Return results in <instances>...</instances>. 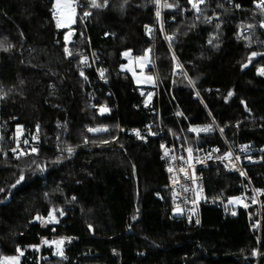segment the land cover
Masks as SVG:
<instances>
[{
    "label": "trees",
    "instance_id": "trees-1",
    "mask_svg": "<svg viewBox=\"0 0 264 264\" xmlns=\"http://www.w3.org/2000/svg\"><path fill=\"white\" fill-rule=\"evenodd\" d=\"M54 1L0 0V259L264 264L260 1L204 0L195 12L188 0H164L161 28L152 12L155 0H95L99 6L82 0L69 40L67 29L56 23ZM245 26L240 36L237 31ZM163 33L172 35L169 45ZM82 50L98 56L106 84L93 66L80 62ZM124 52L150 56L144 73L157 82L159 93L147 102L152 84H136L122 68ZM194 89L200 99L192 98ZM154 109L178 135L186 121L200 124L211 116L228 126L230 139L248 143L261 157L248 171L261 204L259 239L240 210L228 216L203 206L198 224L172 214L161 137L142 132L135 138L127 128L155 121ZM17 126L30 141L34 133L39 137L11 151L9 135ZM206 186L209 193L238 192L235 175L213 169ZM41 217L53 220L43 225ZM56 238L61 239L57 250L49 244Z\"/></svg>",
    "mask_w": 264,
    "mask_h": 264
},
{
    "label": "built area",
    "instance_id": "built-area-1",
    "mask_svg": "<svg viewBox=\"0 0 264 264\" xmlns=\"http://www.w3.org/2000/svg\"><path fill=\"white\" fill-rule=\"evenodd\" d=\"M90 1V0H85ZM204 2V0H203ZM202 2V3H203ZM200 0H188L191 11L199 12L203 9ZM196 5L195 7L193 5ZM258 6L264 9V2H259ZM82 7V0H73L75 12ZM155 22L163 28V18L166 12L164 0H155L153 6ZM159 13V15H157ZM86 13L83 12L82 15ZM208 17L207 20H210ZM247 30V26L240 27L237 33L241 36ZM151 29H148V33ZM79 38L83 33L78 34ZM163 38L169 45L173 37L163 33ZM67 49V52L65 51ZM64 52L70 53V46H64ZM80 62L86 67L93 66L97 73L98 81L106 84L103 66L99 58L90 50L86 54L84 50L79 52ZM264 66H261V70ZM152 93L158 94L159 88L156 81L151 86ZM192 98L200 99L199 93L194 89ZM156 120L146 122L141 126L127 127L135 138H139L142 132H147L161 137L160 159L164 165L166 186L169 190V208L173 215L184 219L188 223L198 224L203 206L216 207L228 216H234L240 210L246 214L249 230L257 235L262 224V211L259 195L250 176L249 169L261 161V157L250 149L248 143L241 142L233 137L230 139L227 125H219L213 117L200 124L185 122V127L178 135L170 125L163 124L159 109H154ZM180 116H183L180 114ZM18 127L20 130L18 131ZM238 130V125H234ZM125 127L118 126L117 130ZM207 129V130H204ZM138 133V134H137ZM35 142L39 135H32ZM216 137L217 142H210L209 138ZM24 137L21 126H17L13 133L9 135L11 151L20 150L33 145ZM216 170V174L231 173L237 177L238 192L233 196H228L223 192L209 193L206 186L207 172Z\"/></svg>",
    "mask_w": 264,
    "mask_h": 264
},
{
    "label": "rangeland",
    "instance_id": "rangeland-1",
    "mask_svg": "<svg viewBox=\"0 0 264 264\" xmlns=\"http://www.w3.org/2000/svg\"><path fill=\"white\" fill-rule=\"evenodd\" d=\"M260 2H264V0H259ZM72 5V4H71ZM67 4V2L62 0L54 1V13L56 17V23L59 24L60 27L66 28L67 31L65 33L66 40H69L71 34V27L75 22V11L73 6ZM70 6V7H69ZM123 57L125 58V63L122 66L123 69L127 70L134 78L136 84L138 86H146L153 83L152 77L149 74L144 73V69L151 64L149 54H145L142 57H133L129 52H124ZM146 57V59H145ZM151 98V90L148 89L145 91V101H149ZM20 127H18V131ZM52 217H41L40 222L45 225L46 223L52 221ZM49 244L54 248H61V239H51ZM17 258V259H12ZM0 264H18V257H4L0 259Z\"/></svg>",
    "mask_w": 264,
    "mask_h": 264
},
{
    "label": "snow or ice",
    "instance_id": "snow-or-ice-1",
    "mask_svg": "<svg viewBox=\"0 0 264 264\" xmlns=\"http://www.w3.org/2000/svg\"><path fill=\"white\" fill-rule=\"evenodd\" d=\"M200 2L202 3L203 0H200ZM93 6H99V5H97V4L95 3V0H93ZM167 6L170 7V5H167ZM193 6L195 7L196 5L194 4ZM86 15H87V13H86ZM157 15H159V13H157ZM58 26H60V25L58 24ZM65 51L67 52V49H65ZM253 55H255V53H253ZM145 59H146V57H145ZM261 72L264 73V69H262ZM229 95H231V93H229ZM101 111H102V112H103V111H107V109H106V108H102ZM204 130H207V129H204ZM89 131H93V130H92V129H89ZM137 134H138V133H137ZM33 151H35V149H33ZM69 151H71V149H69ZM23 179H24V176L21 175V176H20V179L17 180V183H20ZM50 215H51V214H50ZM37 219H39V217H37ZM12 259H17V258H12Z\"/></svg>",
    "mask_w": 264,
    "mask_h": 264
},
{
    "label": "crops",
    "instance_id": "crops-1",
    "mask_svg": "<svg viewBox=\"0 0 264 264\" xmlns=\"http://www.w3.org/2000/svg\"><path fill=\"white\" fill-rule=\"evenodd\" d=\"M62 1H65V2H67V4H70L71 5V0H62ZM72 6V5H71ZM70 7V6H69ZM73 26V25H72ZM71 29H72V27H71ZM73 31V30H72ZM72 31H71V34H72ZM71 34H70V37H71ZM70 37H69V39H70Z\"/></svg>",
    "mask_w": 264,
    "mask_h": 264
},
{
    "label": "water",
    "instance_id": "water-1",
    "mask_svg": "<svg viewBox=\"0 0 264 264\" xmlns=\"http://www.w3.org/2000/svg\"><path fill=\"white\" fill-rule=\"evenodd\" d=\"M243 69V68H242Z\"/></svg>",
    "mask_w": 264,
    "mask_h": 264
}]
</instances>
